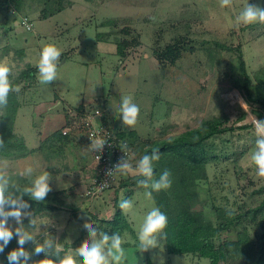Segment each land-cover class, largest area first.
Listing matches in <instances>:
<instances>
[{
    "label": "rangeland",
    "instance_id": "1",
    "mask_svg": "<svg viewBox=\"0 0 264 264\" xmlns=\"http://www.w3.org/2000/svg\"><path fill=\"white\" fill-rule=\"evenodd\" d=\"M40 2L39 17L36 12L29 13L35 32L25 31L16 22L7 39L10 47H5L8 46L5 39L0 42V46H4L0 48V60L7 58L12 66L10 75L15 77L26 71V62L35 71L30 87L27 83L19 87L23 105L16 122V134L36 151L21 160L0 162L7 165L9 175L15 179L27 166L34 168L32 179L49 172L52 191L47 197L52 196V192L64 191L58 198L69 207L44 212L37 217V225L26 230L38 243L53 239L65 254L71 252L78 259L76 248L89 240L84 223L91 222L98 228L100 224L92 216L111 219L115 199L117 196L119 200L125 199L127 194L120 192L123 190L121 184L133 174L121 175L114 187L92 198L87 195L92 180L85 181L93 175L91 163L94 160L89 147L80 152L86 163V172H82L85 182L82 183L73 166L65 171L66 174L62 172V164L70 157L65 155L62 145L55 142L60 147L59 152L51 143L45 148L40 147L39 140L59 130L64 114L66 119L73 116L71 114H76L80 105L87 110L99 109L113 130L122 128L127 136L130 133L127 130L137 132L140 141H135L133 148L132 166L135 168L142 157L140 145L182 134L197 128L202 121L228 118V126L254 125L252 121L256 117L242 92L235 87L233 65L241 55L251 76L264 68V23L242 24L236 18L247 4L264 9V0H233L230 7H221L220 0H72L71 4L56 1L54 9L47 1L25 0L27 5ZM58 6L64 8L55 11ZM25 37L29 39L28 43L24 41ZM126 41L130 43L129 50L121 57L117 45ZM216 43L232 51L222 50ZM175 44L188 50H181L177 59L174 56L173 59L167 56L161 61L156 59V49L161 51ZM47 45L56 46L61 56L57 79L45 85L38 80L37 65L42 48ZM3 49L7 53L2 54ZM19 50L25 59L20 60L16 53ZM125 96L132 97L140 109L137 123L131 128L120 118L119 110ZM72 109L74 112H70ZM244 114L246 118L240 121ZM131 135L134 138L135 135ZM249 138L255 139V143L252 145L247 141L252 147L238 161L229 153L231 143L228 141L232 139V133L219 135L207 143L211 155L230 154L228 159L211 163L209 182L192 192L191 203L208 212L211 219L214 214L207 206L213 196L216 205L228 204L231 208L244 201L255 203L258 199L249 194L264 186V178L255 174L251 155L255 151L256 138L253 134ZM212 144L214 149H211ZM131 197L133 210L128 218L133 223L135 236L129 233L121 236L125 264H144L147 258L153 264H210L203 253L198 256L169 255L164 249L163 237L159 238L158 247L141 251L139 228L147 212L157 206L144 192ZM224 197L228 203L222 200ZM70 206L76 209H70ZM100 210L104 211L100 213ZM8 226L13 231L18 227L14 219L8 221ZM31 243L30 248H35ZM40 255L45 257L43 253Z\"/></svg>",
    "mask_w": 264,
    "mask_h": 264
},
{
    "label": "trees",
    "instance_id": "2",
    "mask_svg": "<svg viewBox=\"0 0 264 264\" xmlns=\"http://www.w3.org/2000/svg\"><path fill=\"white\" fill-rule=\"evenodd\" d=\"M56 1H68V4H71L72 0H47L46 3L54 9ZM10 2L20 12V0H10ZM63 8V6H58L55 11H60ZM45 18L46 16L43 14L42 19ZM215 45L222 50L232 51V49L220 43ZM129 46L130 43L127 41L118 43V53L121 57L127 55ZM183 47L180 44L168 45L161 51L156 49L154 56L159 61L165 59V56L171 59L174 56L177 59L181 50H188L187 47ZM16 53L19 55L20 60L24 59L25 55L21 50ZM27 67L26 71L20 72L17 76H9L14 88H19L24 83H27L30 87V80L32 81L34 78L32 73H35V71L32 70L31 66ZM233 67L236 89L242 92L245 102L251 108V113L258 120L264 121V68L257 70L251 76L241 55L238 56V60ZM22 105L19 92L12 91L8 97L7 107L0 109V139L4 141L3 148H0V160H21L36 151L30 149L25 139L16 134V122ZM245 118L246 114L240 118V121ZM228 123V118H212L202 121L197 128L182 134L168 139L156 140L149 145H140L143 147L142 156L145 154L150 155L152 149L159 150L160 159L153 162V179H159L164 170L171 173V187L159 192L153 191L152 198L157 208L168 218L164 240L166 252L169 255L198 256L199 253H203L209 258L210 264H264V186L249 194V197H258L255 203L247 204L244 201L235 208L229 207L228 204L216 205V199L213 196V198H210L207 208L210 207L209 211L214 214V219H210L208 212L191 203L192 192L200 185L209 182L208 167L211 163L227 158L230 154L238 161L252 147L247 145V141L252 145L255 143V139L249 138L251 134L255 135L257 140L254 125L245 124L236 127L235 125L228 126ZM229 132L232 133V139L228 141L231 143L230 154L211 155L207 143L213 138ZM115 135L120 143L126 144L132 151L135 144L134 139L139 140L138 136L133 138L130 133L129 136L125 132L115 133ZM70 140L69 136H64L62 132L58 131L49 140L40 143V147L45 148L51 143L55 145L54 149L57 148L60 152V147L57 144H61L64 149ZM214 148L215 146L212 144L211 149ZM54 152L58 154L57 150ZM134 175L121 184V188H128L129 193L131 192L130 187L145 189L139 184V181L144 177ZM12 180L21 186H30L29 183H31L29 178L20 176L18 179L12 178ZM64 193V191L52 192V196L46 197L43 202H36L25 195L24 200L30 205V208L26 211L32 212L37 218L47 211L56 212L68 208L66 203L59 199V195ZM129 198L130 196L125 197V199ZM222 200L228 203L227 197L222 198ZM115 202V212L111 219L99 220L96 216H92L100 224L96 229L98 231L101 229L109 236L115 233L120 236L125 233L135 236L134 230L119 207V202L117 200ZM230 212L231 215H229ZM11 219L9 218L8 221ZM29 219L27 217L23 220L25 229L30 227ZM31 245L32 243L28 242L24 245V248L32 253L29 264H35L34 260H41L45 257L35 255L34 247L30 248ZM18 247V237L14 236L3 253H0V264H9L7 260L8 253ZM65 248L68 249L69 246ZM64 254L65 250L61 252V256ZM51 258L57 259L56 257ZM76 260L77 264H83L82 257H78ZM144 264H153V261L147 258Z\"/></svg>",
    "mask_w": 264,
    "mask_h": 264
},
{
    "label": "clouds",
    "instance_id": "3",
    "mask_svg": "<svg viewBox=\"0 0 264 264\" xmlns=\"http://www.w3.org/2000/svg\"><path fill=\"white\" fill-rule=\"evenodd\" d=\"M233 0H220L221 7H230ZM238 23L253 24L264 23V9L255 7L251 4L244 6L236 18ZM26 27H31L25 21ZM61 51L54 45H47L42 48L40 59L38 62V80L41 84H50L57 79V65L60 61ZM12 71L7 58L0 60V109L6 108L8 105V97L12 91H19V88H14L9 76ZM120 118L123 124L128 127H134L139 116V107L132 101V97L125 96L122 98L120 107ZM257 140L255 151L251 155V163L255 166V174L259 178H264V121L253 119ZM91 144L89 148L92 151L100 152L105 147L107 140L99 135H89ZM4 141L0 139V148H3ZM121 150L126 154L127 145H122ZM160 159L158 149H152L151 154L143 155L136 163L135 168L129 162V159H123L114 166V171L109 170L107 175L113 177L118 173L123 176L129 174L140 175L144 179L139 181V184L145 188V196L151 200L152 192L167 190L171 187V173L164 170L159 179H153L154 166L153 162ZM34 168L32 166L25 167L19 175L31 180L30 186H21L14 182L8 173L7 165L0 162V253H3L5 247L10 243L14 236L18 237L19 247L8 253L7 260L9 264H29L32 253L24 248L28 242L35 244L34 253L45 255L44 259L35 262V264H77V260L71 252L61 256L62 247L53 239H45L42 244L36 241L35 236L27 231L24 227L23 220L29 217V226L37 225V218L30 211L27 201L24 196H29L36 202L45 201L49 192L52 191L50 185V174L44 172L31 179ZM107 186V183H105ZM150 189V190H149ZM120 209L125 215H130L133 210V202L130 199H122L119 204ZM231 215V212L229 213ZM12 218L17 223L18 227L13 231L8 226V220ZM168 225L167 216L157 207L151 208L143 219L138 231L139 247L141 251L159 246V238H166L165 229ZM89 233V240H85L83 244L76 248L77 256L82 257L83 264H125L126 253L122 247L124 241L122 237L115 233L109 236L105 232H99L93 227V223L86 221L83 225ZM51 257H56L53 259Z\"/></svg>",
    "mask_w": 264,
    "mask_h": 264
},
{
    "label": "crops",
    "instance_id": "4",
    "mask_svg": "<svg viewBox=\"0 0 264 264\" xmlns=\"http://www.w3.org/2000/svg\"><path fill=\"white\" fill-rule=\"evenodd\" d=\"M43 1L46 2L47 0H43ZM7 3H8V0H4V1L3 0H0V42H1L2 39H5V45H8L7 39L9 37V32H11V30L13 29V23H16L17 22L18 24H20V17H22V16H27V17L30 18V20H32V18L30 17V14H29L30 12H36L38 14V17H39L40 11H41L40 5L42 4V2H40L37 5H27L25 3V0H20L19 5L21 7V10H20V12H18L14 8L16 10V13H17L15 15V14H13L11 12V10H10L9 7H6V4ZM11 18H12V21H14V22L11 21ZM43 20H45V19H43ZM32 22H33V20H32ZM24 41L28 43L29 42V39L25 37L24 38ZM3 47H4L3 45L0 46V48H3ZM5 47H10V46L8 45V46H5ZM1 51H2L1 52L2 54L3 53H7V51L5 49H3ZM24 59H25V57H24ZM26 64H27V66H30V63H27L26 62ZM93 110H96V109L87 110L86 107H84L83 105H80L79 108L77 110H75V111H77V113L75 112L76 114H71L73 116H69L66 119V115L64 114V116H63V118L61 120L62 125H61V128L59 130L51 133L47 138L46 137H43L44 139L39 140L40 143L46 142L56 132L60 131V132L63 133V135H64V132H66L67 134L64 135V136H69L71 138V140L66 144V146L64 148V151H65V155L66 156L67 155H70V157H69L68 160L65 161L64 164H62V165H64L63 166L64 169L62 170V172L64 171V174H66L65 171L71 170L72 169V166H73L74 167V171H77L76 174L81 179L82 183H84L86 180H87V182H89V180H92L90 182V185H89L90 187L93 185V180L95 179L96 164L94 162L91 163L92 170H93V175H92V177H90V176L89 177H86V179L84 181L83 180L84 177H83L82 172H84V173L86 172V163L83 160V156H82L83 153L81 155L80 152L81 151L84 152V150H86L85 148L90 146L89 145V142H88V138H87L86 133L84 131L83 125H84V121H85V113L88 112V111H93ZM71 111L74 112L73 109L70 110V112ZM104 117H105V115L102 117V119L98 123H101L103 125L105 123H107L108 124L107 126L109 127L110 121L108 122L107 117L104 120ZM109 128L110 129H113L111 126ZM122 130H123L122 128H118L117 127L116 130H113V131L116 134H119V133L122 132ZM127 131L130 132L131 134H134L135 136H137V134H136L137 132L135 130H127ZM134 140L136 142H138V139L137 138H135ZM91 153H92V150H91ZM66 156H65V159H67ZM91 157H92V155H91ZM85 159H86V157H85ZM87 165H90V163L87 164ZM62 172L60 174H62ZM129 189L131 190L130 193H129L128 188L127 189H123L120 192L127 193L126 194V197L127 196H130V198H129L130 200L132 198L131 196H133V195L136 196L139 192H144L145 193L147 191L145 189H139V188L138 189H136V188L133 189L132 187H130ZM68 194H70V193H68ZM129 194H131V195H129ZM115 200H117V202H119V204H120V201L121 200H119V196H117V198ZM115 204H116V202L114 201V206H113L114 210L113 211H115ZM65 209H67V208H65ZM70 209L75 210L76 207L70 206ZM78 211H80V210H77V212ZM100 211L99 212L102 213L104 210H100ZM95 216L99 220H109V218H102L101 216L98 217L97 215H95ZM125 216H126L128 222L130 223L132 229L135 232L133 223L128 218L129 215H125ZM163 243H164L163 244L164 245V249L166 250L164 237H163ZM155 254H156V251H155Z\"/></svg>",
    "mask_w": 264,
    "mask_h": 264
},
{
    "label": "built area",
    "instance_id": "5",
    "mask_svg": "<svg viewBox=\"0 0 264 264\" xmlns=\"http://www.w3.org/2000/svg\"><path fill=\"white\" fill-rule=\"evenodd\" d=\"M6 7H9L13 14H17L12 3L8 0ZM25 21L31 27L25 26ZM20 24L22 28L27 32H35L34 24L27 16L20 17ZM103 117V113L101 110L96 109L93 111H88L85 113V121L83 128L88 136V140L91 143V138L89 135H99L100 137L107 140L105 147L102 151L92 152V157L94 163L96 164V173L95 179L93 180V185L91 189L88 191L87 195L90 197H94L97 194L103 193L107 190H110L115 184L119 181L120 174L116 173L113 177L107 175L109 170L114 171V166L118 164L123 159H129V162L132 164L134 161V152L127 146L126 154L121 150L122 145L124 143H120L117 140L115 132L113 129H110L107 126H104L101 123H98ZM67 133L64 132V135ZM107 183V186H105ZM98 196V195H97Z\"/></svg>",
    "mask_w": 264,
    "mask_h": 264
},
{
    "label": "bare ground",
    "instance_id": "6",
    "mask_svg": "<svg viewBox=\"0 0 264 264\" xmlns=\"http://www.w3.org/2000/svg\"><path fill=\"white\" fill-rule=\"evenodd\" d=\"M57 149V148H56ZM59 153V152H58ZM211 219V218H210ZM144 263V262H143Z\"/></svg>",
    "mask_w": 264,
    "mask_h": 264
}]
</instances>
